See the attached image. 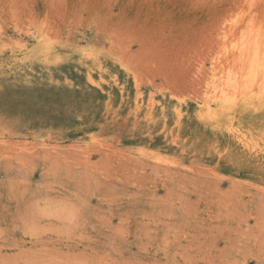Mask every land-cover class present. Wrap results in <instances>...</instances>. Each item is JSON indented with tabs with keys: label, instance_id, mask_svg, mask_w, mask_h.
Listing matches in <instances>:
<instances>
[{
	"label": "rangeland",
	"instance_id": "1",
	"mask_svg": "<svg viewBox=\"0 0 264 264\" xmlns=\"http://www.w3.org/2000/svg\"><path fill=\"white\" fill-rule=\"evenodd\" d=\"M214 72L264 94V0H0V264H264V151L206 118Z\"/></svg>",
	"mask_w": 264,
	"mask_h": 264
},
{
	"label": "bare ground",
	"instance_id": "2",
	"mask_svg": "<svg viewBox=\"0 0 264 264\" xmlns=\"http://www.w3.org/2000/svg\"><path fill=\"white\" fill-rule=\"evenodd\" d=\"M249 30H250V28H249ZM246 35H248V34H246ZM241 37H243V36H241ZM241 40H242V38H241ZM251 41H252V39H251ZM253 42L255 43L256 41L254 40ZM250 46H246V47H250ZM243 48H245V45ZM238 55H240L238 57L240 59L242 58V56H244L242 52H240V54H238ZM249 55H250V53H249ZM236 56H237V54H236ZM247 58H248V60H246L248 63L247 70L254 71L256 69V67L258 66L256 64V59L253 57L249 58V56ZM240 59H238V60H240ZM243 59H245V56ZM242 62H243V60H242ZM225 73L226 74H221V75L217 76V74L214 72L213 78H211V80L209 82L210 85L206 91V95H205L204 102H203V109H205L207 111V113L205 114L206 118L210 121L218 122L221 125H223L225 127V129L228 131V133H231V134H234L235 136H237L238 140L243 145L264 151V141H262V142L260 141L261 136L258 134L259 132L255 133L253 131V129H251L247 125H242L241 121H239V120H242L243 115H244L243 113H244V110H246L247 105L248 104H254L256 101L264 100V94L259 95L257 93H253L252 89L247 90V91H240L235 86L231 87L230 81L232 80V77L230 76V74L228 72H225ZM237 85H239V84L236 83V86ZM261 85H263V84H261ZM231 89H233V91ZM263 89H264V87H263ZM256 92L259 93L258 90ZM245 112H247V110Z\"/></svg>",
	"mask_w": 264,
	"mask_h": 264
}]
</instances>
